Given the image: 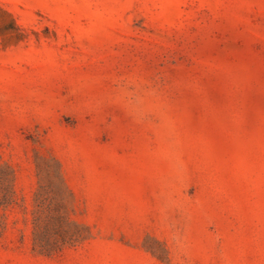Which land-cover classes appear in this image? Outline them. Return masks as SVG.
Returning <instances> with one entry per match:
<instances>
[{
	"label": "rangeland",
	"instance_id": "374dc122",
	"mask_svg": "<svg viewBox=\"0 0 264 264\" xmlns=\"http://www.w3.org/2000/svg\"><path fill=\"white\" fill-rule=\"evenodd\" d=\"M0 264H264V0H0Z\"/></svg>",
	"mask_w": 264,
	"mask_h": 264
}]
</instances>
